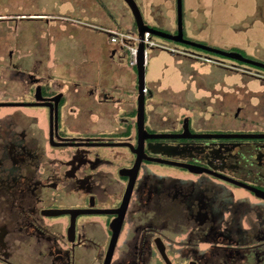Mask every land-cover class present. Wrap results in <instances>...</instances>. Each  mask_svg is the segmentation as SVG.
<instances>
[{"label":"flooded vegetation","instance_id":"1","mask_svg":"<svg viewBox=\"0 0 264 264\" xmlns=\"http://www.w3.org/2000/svg\"><path fill=\"white\" fill-rule=\"evenodd\" d=\"M37 62L3 69L0 107L28 109L0 112V264H264V117L240 88L146 85L140 128L138 83Z\"/></svg>","mask_w":264,"mask_h":264},{"label":"rangeland","instance_id":"2","mask_svg":"<svg viewBox=\"0 0 264 264\" xmlns=\"http://www.w3.org/2000/svg\"><path fill=\"white\" fill-rule=\"evenodd\" d=\"M137 2L146 23L177 32V0ZM37 13L66 19L46 23L47 18H18L15 27L16 21L9 18ZM0 17H6L0 20V87L9 83L3 69L23 59L29 68L41 59L42 68L61 70L66 82L81 77L88 82L138 83L129 49L112 43L109 36L110 31L138 36L135 18L124 0H0ZM184 25L188 39L264 63V0H184ZM153 40L159 46L148 50V87L162 95L192 90L188 99L195 94L203 105L212 89L235 85L242 90L243 114L264 117V68L157 36ZM206 108L207 117L210 109ZM14 109L28 108L5 106L0 112ZM77 149L72 151L77 153ZM98 149L82 147L80 152Z\"/></svg>","mask_w":264,"mask_h":264},{"label":"water","instance_id":"3","mask_svg":"<svg viewBox=\"0 0 264 264\" xmlns=\"http://www.w3.org/2000/svg\"><path fill=\"white\" fill-rule=\"evenodd\" d=\"M126 4L132 11V14L135 18L137 28H138V36H139V44H138V52L136 57V67H137V75H138V85H139V109H138V117H139V125L140 128L144 127V117H145V89H146V66H147V48L149 45L146 43V34H150V38L152 37H160L164 38L176 43H182L186 45H190L199 49H203L215 54L222 55L224 57H228L237 61H241L247 64H251L260 68H264V63L260 61H256L247 57H244L242 54L234 51H226L222 49H218L212 46H208L194 40L188 39L185 36V25H184V0H177V32H167L165 30L153 27L146 23L142 10L140 8L137 0H124ZM6 105H22L23 103H2Z\"/></svg>","mask_w":264,"mask_h":264},{"label":"built area","instance_id":"4","mask_svg":"<svg viewBox=\"0 0 264 264\" xmlns=\"http://www.w3.org/2000/svg\"><path fill=\"white\" fill-rule=\"evenodd\" d=\"M109 36H110V41L112 43L122 44L123 48L127 47L129 49L130 57H131V64L136 65L139 36H135V35L130 34V33H119V32H115V31H110ZM146 43L149 45V47L147 48V61H148V50L150 48L159 46V44L153 40V37L150 38L149 33L146 34ZM170 50L176 51L175 49H172V48H170Z\"/></svg>","mask_w":264,"mask_h":264},{"label":"trees","instance_id":"5","mask_svg":"<svg viewBox=\"0 0 264 264\" xmlns=\"http://www.w3.org/2000/svg\"><path fill=\"white\" fill-rule=\"evenodd\" d=\"M160 29V28H159ZM184 45H186V44H184ZM188 46H190V45H188ZM191 47H193V46H191ZM196 48V47H195ZM137 68V67H136Z\"/></svg>","mask_w":264,"mask_h":264},{"label":"crops","instance_id":"6","mask_svg":"<svg viewBox=\"0 0 264 264\" xmlns=\"http://www.w3.org/2000/svg\"><path fill=\"white\" fill-rule=\"evenodd\" d=\"M154 27V26H153ZM57 69H58V67H57Z\"/></svg>","mask_w":264,"mask_h":264}]
</instances>
